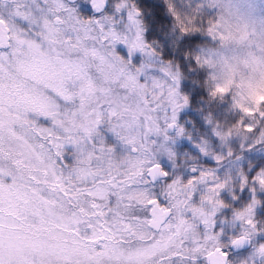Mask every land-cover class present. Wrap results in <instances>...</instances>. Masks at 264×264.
<instances>
[{
  "label": "snow or ice",
  "instance_id": "1",
  "mask_svg": "<svg viewBox=\"0 0 264 264\" xmlns=\"http://www.w3.org/2000/svg\"><path fill=\"white\" fill-rule=\"evenodd\" d=\"M67 3L0 0V161L12 162L0 163V264H151L158 255L177 257L180 264H232L233 250L244 256V264H264V148L245 153L255 161L252 167L241 158L224 162L217 156L211 161L218 166L193 167L178 179L157 171L159 165L145 172L139 161H130V171L121 176L113 170V148L86 150L101 117L87 110L97 92L88 69L95 65L104 73L106 63L89 42L115 44L119 37L107 31V18L100 19L101 8L112 11L111 0H88L80 8ZM122 7L116 9L121 15ZM219 40L221 49L209 55L224 69L227 83L240 64H264L251 52H232L233 45L252 43L247 32L226 26ZM241 86L255 95L264 89V79ZM77 102L78 111L61 108ZM259 116L264 122V111ZM241 123L257 146H264V131ZM73 129H79L78 137ZM211 134L232 142V133L220 126ZM65 150L74 151L76 159L65 163ZM200 151L207 155L204 147ZM237 168L243 169L239 175ZM161 179L167 183L166 200L148 187ZM229 230L232 238L222 247ZM127 237H135L138 246L125 248Z\"/></svg>",
  "mask_w": 264,
  "mask_h": 264
},
{
  "label": "clouds",
  "instance_id": "2",
  "mask_svg": "<svg viewBox=\"0 0 264 264\" xmlns=\"http://www.w3.org/2000/svg\"><path fill=\"white\" fill-rule=\"evenodd\" d=\"M86 2L68 0L66 6L80 8ZM103 3L107 4L108 0ZM119 6H123V15L116 10ZM108 7L112 11L101 8L100 19L107 18V31H115L119 41L115 44L111 40L89 42L101 52L106 63L104 73L95 65L88 69L97 92L87 110L99 111L101 117L92 141L84 145L86 150L113 148L110 154L113 170L121 176L130 171V161H139V168L145 172L159 165L157 171L167 170L173 179L187 175L193 167L218 166L211 161L217 156L224 162L241 158L252 167L255 161H249L245 153L249 148L260 152L264 146H257L256 139L244 131L246 125L241 122L247 121L253 129L264 131V122L259 116L264 111L261 99L264 89L250 95L241 85L264 79V64L259 67L240 64L231 77L232 82L227 83L224 69L209 52L221 49L223 42L219 34L228 26L234 32L237 29L247 32L252 40L251 44L233 45V53L251 52L257 58H264L261 43L264 0H111ZM75 14L84 23L89 19L80 12ZM218 86L226 91L218 92ZM237 104L251 109L255 115L242 112ZM61 108L78 111L79 102L62 104ZM39 123L51 127L47 121ZM217 126L232 133L231 143L219 141L211 134V129ZM71 134L78 137L79 129H73ZM202 147L207 155L200 151ZM64 156L65 163L76 159L74 151L65 150ZM226 171L221 172L222 178ZM242 171L237 168L235 174ZM185 184L183 181L179 187ZM148 187L161 200L167 199L164 195L167 183L163 179ZM153 236L159 238V233H150V238ZM231 238L229 230L228 240L221 246L228 247ZM126 240L125 248L138 246L135 237ZM183 243L184 247H191L189 240ZM151 264H180V261L177 257L169 260L158 255L152 258ZM232 264H244V256L233 250Z\"/></svg>",
  "mask_w": 264,
  "mask_h": 264
}]
</instances>
